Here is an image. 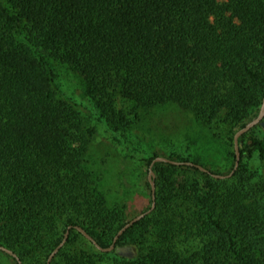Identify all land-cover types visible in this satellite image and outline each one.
Listing matches in <instances>:
<instances>
[{"label": "trees", "instance_id": "16d2710c", "mask_svg": "<svg viewBox=\"0 0 264 264\" xmlns=\"http://www.w3.org/2000/svg\"><path fill=\"white\" fill-rule=\"evenodd\" d=\"M227 1L239 24L204 22L217 0H0V245L20 262L16 249L32 256L44 247L45 264L70 227L50 264H264V175L252 185L241 166L229 185L194 166L155 162V207L115 247L153 219L159 244L135 245L131 258L83 248L74 228L107 248L122 216L85 167L89 139L73 104L58 97L54 67L81 77L83 99L118 128H131L139 109L173 104L233 136L264 97V0ZM257 125L238 139L241 161H264V134L250 136ZM139 139L149 167L159 155ZM172 170L179 182L168 179ZM183 238L198 247L182 253Z\"/></svg>", "mask_w": 264, "mask_h": 264}, {"label": "rangeland", "instance_id": "374dc122", "mask_svg": "<svg viewBox=\"0 0 264 264\" xmlns=\"http://www.w3.org/2000/svg\"><path fill=\"white\" fill-rule=\"evenodd\" d=\"M216 18L224 19L229 26L240 23L237 8L227 0H217V5L209 10L204 22L212 23ZM53 70L56 76L58 97L62 101L67 100L73 104L83 121L84 131L89 139L85 167L93 174L97 188L104 196L106 206L121 212L122 222L116 225L114 230L148 210L151 205L146 161L152 155L140 141L139 136L153 143L160 157L168 158L177 155L217 175H228L232 170L234 164L233 136L228 126L224 124L212 128L203 126L196 122L189 112L173 104H166L149 109H139L137 110L139 117L131 128H118L100 119L95 105L83 99L85 83L81 77L64 66L56 65ZM262 134H264V119L250 136H261ZM238 144L240 148L241 144L239 142ZM240 166L238 176L251 178L252 185L263 182L264 161H260L257 157L242 161L239 159L238 167ZM177 174L176 170L168 172L170 182L181 180V177L179 178L181 174H178L179 176ZM232 175L228 177L229 185L237 181V177H232ZM184 176L191 180L197 178L194 174ZM152 182L155 191L156 176L152 177ZM166 185H168L167 182L164 183V186ZM181 207L182 213H189L185 206ZM155 221L156 219L150 222L145 221L135 227L119 246L109 252L114 251L120 256L131 258L137 249L135 245L145 248L158 245V227L155 226ZM59 228L56 234L50 236H58L61 232L59 231L61 227ZM47 238L51 239L49 236L43 237V239ZM86 241H82L83 248L94 253L101 252L88 240ZM81 247L78 246V248ZM177 247L186 254L198 246L193 239L183 238V242L177 243ZM16 251L24 259L21 264H42L44 247L38 250L40 254L32 256H29L25 249L18 248ZM0 264L15 263L0 251Z\"/></svg>", "mask_w": 264, "mask_h": 264}, {"label": "water", "instance_id": "95a60500", "mask_svg": "<svg viewBox=\"0 0 264 264\" xmlns=\"http://www.w3.org/2000/svg\"><path fill=\"white\" fill-rule=\"evenodd\" d=\"M264 116V97L262 98V102L259 108V112L257 114V116L252 119L251 121H249L248 123L245 124V126H243L242 128H240L239 130H237L235 132V134L233 135V149H234V164H233V168L230 171V173L228 175H217V174H212L210 173L207 169L203 168L202 166L198 165V164H194L192 162H178V161H174L165 157H155L152 162L150 163L149 167H148V181H149V185H150V192H151V205L149 207L148 210H146L145 212H142L138 215H136L135 217H133L131 220H129L127 223H125L114 235L112 242L110 244V246H108L107 248H101L82 228H80L79 226H75V230H77L86 240H88L90 243H92L93 246H95V248H97L98 250H100L101 252H109L111 250L114 249L115 247V243L118 240V238L122 235V233L127 230L129 227H131L132 225H134L136 222H138L139 220H141L144 216L150 214L152 212V210L155 207V193H154V184L152 182V177H153V171H152V165L155 162H163V163H167V164H171V165H187V166H194L197 169H199L201 172H206L209 173L213 178L216 179H225L230 177L234 171L237 169L238 164H239V159H240V152H239V144H238V139L240 136H242L244 133H246L248 130H250L252 127H254L255 125L259 124L262 120ZM70 227H68L64 233L63 239L61 240V242L54 248V250L48 255L47 259H46V263L45 264H50L51 260L53 259V257L55 256V254L59 251V249L64 245L67 237H68V232H69ZM0 251L13 257L16 261L17 264H21V262L19 261V259L17 258V256L9 249H7L6 247L0 245Z\"/></svg>", "mask_w": 264, "mask_h": 264}]
</instances>
